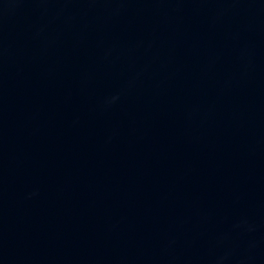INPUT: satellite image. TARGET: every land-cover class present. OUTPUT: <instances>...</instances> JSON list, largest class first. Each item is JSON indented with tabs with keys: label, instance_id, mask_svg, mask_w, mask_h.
I'll list each match as a JSON object with an SVG mask.
<instances>
[{
	"label": "water",
	"instance_id": "95a60500",
	"mask_svg": "<svg viewBox=\"0 0 264 264\" xmlns=\"http://www.w3.org/2000/svg\"><path fill=\"white\" fill-rule=\"evenodd\" d=\"M0 264H264V0H0Z\"/></svg>",
	"mask_w": 264,
	"mask_h": 264
}]
</instances>
